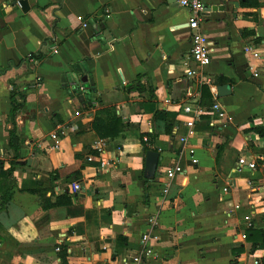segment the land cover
<instances>
[{
	"label": "crops",
	"instance_id": "1",
	"mask_svg": "<svg viewBox=\"0 0 264 264\" xmlns=\"http://www.w3.org/2000/svg\"><path fill=\"white\" fill-rule=\"evenodd\" d=\"M20 1L0 0V264H264V241L242 238L264 229V0H202L225 118L192 128L191 12L176 0Z\"/></svg>",
	"mask_w": 264,
	"mask_h": 264
},
{
	"label": "built area",
	"instance_id": "2",
	"mask_svg": "<svg viewBox=\"0 0 264 264\" xmlns=\"http://www.w3.org/2000/svg\"><path fill=\"white\" fill-rule=\"evenodd\" d=\"M15 3L20 5V0H14ZM179 7L186 8L191 12V16L187 21V28L190 30V39H191V49H190V58L194 64L193 67H187L185 69V75L190 79H193L196 85V96L197 100L195 101L194 105H185L183 107L184 114L189 116L187 126L192 128L195 120L199 119L201 115L207 114L213 118L211 125L216 118L223 119L225 118V112L217 102V89L213 83V79L209 76L205 68L210 64L211 61V52H212V42L208 40L203 33L199 30V22L202 20L205 12V6L202 0H176ZM244 51L252 55L253 58H259V52L253 48L251 45H247L244 47ZM254 75H257L254 71ZM206 85L209 88V91L213 97V103L209 108L203 107L199 104L200 98V88L201 86ZM79 89H83L82 86H79ZM52 138L55 139V143H58V136L56 133H52ZM186 138H181V141H185ZM143 141L148 142V137L143 136ZM192 154V151H190ZM192 164L197 163L196 159L191 160ZM240 165L245 164L244 160H239ZM247 167L253 169L254 163H247ZM183 168L178 165L174 164L168 167L165 170L166 178L170 181L176 175L183 173ZM72 192H77L80 189V185L77 183H72ZM169 191V184L168 182L165 183L162 187V192L166 195ZM247 221L249 217L245 218ZM149 222L154 225L155 220L149 219ZM151 238L150 234H143L141 237L142 243H146ZM242 238H245V235H242ZM152 248L146 247L145 254L150 255L152 254ZM249 264H259L257 259L253 260Z\"/></svg>",
	"mask_w": 264,
	"mask_h": 264
},
{
	"label": "trees",
	"instance_id": "3",
	"mask_svg": "<svg viewBox=\"0 0 264 264\" xmlns=\"http://www.w3.org/2000/svg\"><path fill=\"white\" fill-rule=\"evenodd\" d=\"M24 99H25L24 94H19L18 92H15V91L11 92V105H12L11 115H15L17 110H19L22 107V102ZM198 102L201 106L206 107V108H209L213 103L211 93L209 91V88L206 85H203L200 88V98H199ZM122 126H123V123H122L121 119L118 117H115L114 122L109 127L110 129H112V132L107 133L104 136H107V137L108 136L109 137L116 136L118 134V132H120V130L122 129ZM255 131L259 135L263 134V131L261 128H255ZM147 136L149 138L148 140L153 138V135L151 133H148ZM9 145L12 148V150L14 151L13 160H15L16 158L19 157V148L17 146V136L15 134L14 129L9 130ZM13 162L14 161H11L12 165H13ZM12 168H13V166H11L7 170H5L3 175L5 177H7L9 174H11ZM7 200H9V193L5 194L1 197V199H0V210L5 205V202ZM69 203H71V200L69 197L66 196L64 198V204H69ZM246 231L247 232L245 233V238L248 239L249 241H252L253 244H256L257 242L264 241V229L257 230L254 228H249Z\"/></svg>",
	"mask_w": 264,
	"mask_h": 264
},
{
	"label": "water",
	"instance_id": "4",
	"mask_svg": "<svg viewBox=\"0 0 264 264\" xmlns=\"http://www.w3.org/2000/svg\"><path fill=\"white\" fill-rule=\"evenodd\" d=\"M20 5L22 8H25V2L20 1ZM226 86H220L217 89L218 94L220 95L221 93L224 92L226 89ZM160 160L159 153L154 150H147L145 153V163H144V172L147 177L153 178L156 175V169H157V164L158 161Z\"/></svg>",
	"mask_w": 264,
	"mask_h": 264
}]
</instances>
